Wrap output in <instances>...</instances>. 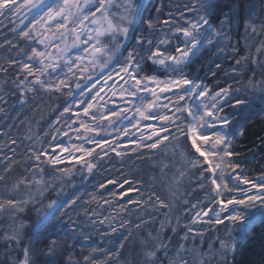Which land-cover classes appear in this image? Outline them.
Segmentation results:
<instances>
[{
  "label": "trees",
  "instance_id": "1",
  "mask_svg": "<svg viewBox=\"0 0 264 264\" xmlns=\"http://www.w3.org/2000/svg\"><path fill=\"white\" fill-rule=\"evenodd\" d=\"M230 1L221 0L218 10ZM11 21L0 18V190L16 203L0 208V264H18L26 248L31 250V264H86L84 257L91 264H142L145 250H155L156 264H173L180 255L188 264L194 259L196 264H264L260 202L240 211L243 221L231 225L228 237L222 225L189 231L190 216L209 206V182L204 179L209 174L203 158L193 153L201 161L193 167L172 137L157 149L120 157L95 155L91 172L82 163L69 168L52 165L48 156L37 161L40 150L48 153L50 144L62 138L58 126L49 128L62 100L42 96L38 89L29 91L22 83L20 57L26 43ZM184 116L188 117L186 111ZM234 148L251 174L264 173V115L243 129ZM125 177L139 191L114 194L125 193L128 185L119 188L106 182ZM52 201L59 205L52 217L56 227L44 234L46 238L38 237L33 228L38 211ZM110 201L118 210L111 211L108 226L100 225L91 209ZM53 240L57 247L50 252ZM221 240L228 246L226 256L214 255Z\"/></svg>",
  "mask_w": 264,
  "mask_h": 264
},
{
  "label": "snow or ice",
  "instance_id": "2",
  "mask_svg": "<svg viewBox=\"0 0 264 264\" xmlns=\"http://www.w3.org/2000/svg\"><path fill=\"white\" fill-rule=\"evenodd\" d=\"M92 0H84L82 6L78 0H53L49 3L48 0H23V6L29 11L36 10L37 18L34 21L33 27L30 30H19L20 36L25 40H31L33 34L37 28H43L45 25L50 24L52 21H57L55 27L57 30L65 29L69 24L76 26H83L85 21L89 24L95 25L98 23L97 14L99 13V19L105 22L106 27H97L94 29L95 36H92L85 32L88 43L92 41V53H98L100 51H106L110 53L108 59L115 56V65L113 66L114 74L119 77L120 83L114 81L115 86L119 89L118 93L121 97V102L130 104L132 107L120 108L119 111H113L112 116L118 119H129L127 113L134 111L135 115L132 117L136 123L132 124V127L140 125V121L155 120L159 124L154 127L151 133L141 132L140 138L135 143L138 147L157 149L163 141H168L170 137L174 138L176 144L179 145L188 155L193 167H197L201 163L197 159L203 157V164L209 166L205 169L211 174V177H204L205 180L211 178L212 188L215 190L216 195L220 196L223 191H238L241 195L235 198H229L226 200H216V203L220 205L221 211L230 210L231 205L253 207L255 202L259 201L261 206H264V177L261 178L260 183L253 182L252 180L243 178V174H236L233 179L238 180L239 184L250 185V189H240L238 186L229 187L227 183H224V177L222 174H217V169L223 172L226 168H231L233 173L240 167L239 162L233 161L232 157L237 153L231 150V144L237 134V129L233 127L231 115H220L224 112L225 105L232 107L233 109H239L244 106L250 105L251 101L244 96L236 95L239 89L232 90L229 88H220L219 90L212 91L203 85L201 81L196 78H189V73L185 72V68L191 63V58L194 57L197 51L200 50L202 45V38L207 39V43L215 48L221 44V37L225 40L230 39V33L225 31L226 28L230 29L234 18L239 11V3L235 4L228 12L221 13L223 19H220V26L216 27L212 23V15L215 9V5L211 0H196V11L198 19L195 22L186 21V25L176 24L173 27L172 22L169 20H161V9H156V20L160 23L169 26V29L175 33L182 34L183 41L182 46L178 44L174 53H169L168 49H161L159 46L153 43L152 33L155 31L156 23L153 18L149 16L144 19L145 28L142 29L141 35L137 37L136 44L131 50H126L125 56L121 52L122 41L121 37L127 38L131 31L132 25L135 23L137 14L141 8L140 0H122L120 3V15L118 21L116 18H111V14L108 11V6L112 4V0H96L95 10H89L84 12L83 8L86 7ZM21 9L20 0H0V16L10 14L12 12H19ZM246 13L252 12V8L248 6L245 9ZM41 13H43L41 15ZM254 14V13H253ZM91 16V20L89 17ZM219 19V17H218ZM62 21V22H60ZM245 36L247 37V28L250 26V17L245 15ZM256 31L255 28L252 29ZM72 32H76V28H72ZM206 34V35H205ZM108 37L109 39L103 40L102 38ZM177 40L179 36L175 37ZM215 38V39H213ZM77 41L80 40V35L75 36ZM40 43H44L41 39ZM161 44L165 41H160ZM228 45H222L221 50H226ZM233 53L238 51L236 45H231ZM262 47H264V41H262ZM67 46L62 50V57H57V61L62 58L64 64L68 67L69 71H72L73 63L71 58L67 55ZM85 51H88L85 49ZM259 51V49H258ZM45 52L37 51L36 48L31 49V54L27 55L29 62L33 59L40 61V68H36L33 64L25 62L21 66V71L24 75L22 83H26L29 91H35L37 87L53 93H63L64 88L71 90V85L66 82L65 79L51 80V72H55L59 64L57 62H49L45 64L44 58ZM235 58V57H233ZM77 59H80L79 57ZM247 57L242 56L236 60L237 67L233 71H240L242 62L246 61ZM254 62L255 59H254ZM108 64V60L103 62ZM118 66V70L116 67ZM220 67V65H217ZM51 69V72H49ZM163 73L166 77L161 79L160 73ZM113 73H109L108 79L112 78ZM255 75V72H253ZM47 76L48 79L43 77ZM28 77H32V80H28ZM89 78H91L89 76ZM51 81V82H50ZM106 83V81H105ZM79 87V85H77ZM111 87V85H109ZM253 91H259L261 98L264 100V84L257 87L252 85ZM102 90V89H101ZM168 93L172 95L167 96ZM71 94V91L69 92ZM83 94V92H81ZM145 94L150 95L152 99L146 101ZM99 95V93H97ZM211 98V103L207 102L206 98ZM167 100L168 103L161 104L159 101ZM133 101L135 103L133 104ZM199 101V105L196 104ZM191 102V103H189ZM82 101L77 102L76 107L79 108V104ZM203 108V114L200 113V108ZM92 105L88 104L83 108V116H88L90 119H96L94 114L90 113ZM155 109H166L167 111L161 113ZM65 113L71 112L72 116L80 117L81 113L72 107V102H68L64 107ZM185 111L188 113V117L184 116ZM107 119V117H104ZM80 128L88 129V125L81 122ZM78 135L77 139H81L79 136V129L76 130ZM67 134V133H63ZM125 135H130L127 129H124ZM55 139V136L53 137ZM87 143H95L97 147L100 146V142L94 141L92 138H85ZM107 143V141H105ZM190 144V148H189ZM117 146H122L121 141L117 139ZM77 152L82 153L79 157H73L72 152L68 148H62L61 151H67L69 158L75 160L77 164L82 163L83 167L91 172L94 168L93 151L94 149H88L82 145L75 146ZM112 151H116L113 147ZM55 151V149H53ZM193 153L197 155H193ZM104 155H107V150H104ZM122 153L116 151V155L119 156ZM101 153H96V156H100ZM48 156V154L40 150L36 154L37 161H40V157ZM86 157L91 159H85ZM210 158H215L214 165L210 163ZM49 162L52 165L62 164L65 157L60 155H53L48 157ZM63 171V169H59ZM106 183L114 184L119 188H124V185H128V189L125 193H114L116 195H126L128 191H139V189H133L131 181L128 177H125L123 181L109 180ZM101 188L105 187V184L100 185ZM251 189H257V194L249 195L248 192ZM16 201H9V204H15ZM161 203H163L161 201ZM59 210L57 201H52L47 205V208L40 213L38 211L37 220L33 225L34 231L38 237L46 236L47 232L52 231L56 225L52 224V217L55 216ZM214 211V210H213ZM230 211H235L231 209ZM200 215L199 213L197 214ZM203 215L207 216L208 213L204 212ZM217 219L214 221L216 224L223 223V219L219 218L217 213ZM231 221H243V217L238 215H229L227 217ZM62 223V221H58ZM103 223V221H101ZM115 231V228L112 229ZM192 231V229H189ZM223 251L221 255L226 256L228 246L223 240L220 241ZM57 242L53 240L49 245V251H55ZM163 247V244H161ZM195 250L193 251V255ZM31 250L25 249L24 260L18 262V264H31L29 256ZM157 254L155 250H145L144 259L142 264H156V260L153 259ZM86 264H91L89 257H84ZM188 264V261L183 255L179 256V261L173 262V264ZM193 264H196L195 259ZM225 264L227 262L225 261Z\"/></svg>",
  "mask_w": 264,
  "mask_h": 264
},
{
  "label": "rangeland",
  "instance_id": "3",
  "mask_svg": "<svg viewBox=\"0 0 264 264\" xmlns=\"http://www.w3.org/2000/svg\"><path fill=\"white\" fill-rule=\"evenodd\" d=\"M21 2V9L19 12H12L6 14L11 21L13 31L16 32L19 38L26 43V50L20 57V67L23 63L29 62L27 60V55L31 54V49L36 48L37 51L45 52L44 59L45 64L49 62H57L59 67L55 72H51V80L65 79L68 84L71 85V90L69 88H64L63 93H53L51 91H46L44 89H38L42 96L46 95L49 98H58L62 100V106L59 110V114L53 118V121L49 124V128L52 129L55 126L60 128L62 138H57V142L47 150L48 157L53 155H60L65 157L62 164L57 165L62 168H69L73 164H77L74 159L69 158V153L67 151L62 152V148H68L72 152L73 157H79L82 153L75 150V146L82 145L88 149H94L93 156L96 153H101L100 156H105L103 154L104 150H107V155H115V157H120L116 155V151L123 154H130L137 150L148 149L138 147L135 143L140 138L141 132L151 133L154 127H157L159 122L155 120L140 121V125L137 127H132V124L136 123L132 117L135 115L134 111H129L127 116L129 119H118L112 116L113 111H119L120 108H131L132 105L125 104L121 102V97L115 95L118 93L119 89L115 86L116 83H120L119 77L114 74L113 66L115 65V56L108 59L110 53L106 51H100L98 53H92V41L85 43L87 40V35L84 33L95 36L94 29L97 27H106L105 22L99 19V13L97 14L98 23L95 25L89 24L85 21L83 26H76L69 24L65 29L57 30L55 27L57 21H52L50 24L45 25L43 28H37L33 34L31 40L23 39L19 30L23 29L25 31L32 29L35 19L37 18L36 10L32 9L29 11L23 6V0ZM52 3L53 0H48ZM78 2L83 6L84 0H78ZM122 0H112V4L108 6V11L111 14V18H116L117 22L120 15V3ZM141 8L136 16L135 23L131 27V31L128 37L125 39L121 37L122 47L121 52L126 56L127 51L131 50L136 44L137 37L141 35L142 29L145 28L143 22L144 19L151 16L156 23L155 31L152 33L153 43L159 46L161 49H168L169 53H174L175 48L178 44L182 46L183 36L182 34L175 33L169 29V26L160 23L156 20V9L160 8V19L169 20L172 22L173 27L176 24L186 25V21L195 22L198 19L196 11V0H140ZM215 5V9L212 15V23L216 26H220V19H223L221 13L228 12L235 4L239 3V11L237 16L234 18V22L230 29L226 28L225 31L230 33V39L225 40L221 37V44L217 45L215 48L211 47L207 43V39L202 38V47L197 51L196 55L191 58V63L185 68V72L189 73V78H196L203 83L204 86L212 90L213 92L219 90L220 88H231L232 90L239 89L236 95L244 96L246 99L251 101L250 105L244 106L239 109H233L232 107L225 105L223 113L220 115H231L233 127L236 128L237 134L235 139L231 144V150L237 151L234 148L235 143L240 138L243 129L252 121L261 118L264 115V100L261 98V93L253 91L252 85L259 87L264 84V47H262V41H264V0H231L223 9L218 10L221 0H211ZM96 6V0H92L86 7L83 8L84 12L89 10L94 11ZM250 6L252 12L246 13L245 9ZM254 13V14H253ZM43 13H41L42 15ZM245 15L250 17V26L247 28V37L245 36ZM3 16H0V18ZM219 17V19H218ZM91 20V16L89 17ZM62 22V21H60ZM76 28V32H72V28ZM255 28L256 31L253 32L252 29ZM79 34L80 40L77 41L75 36ZM206 35V34H205ZM179 36L180 39L177 40L175 37ZM43 39L44 43L39 41ZM103 40L109 39L108 37L102 38ZM215 39V38H213ZM165 41L161 44L160 41ZM228 45L226 50H221L222 45ZM231 45H236L238 51L233 53ZM67 46V55L71 58L73 63L72 71H69L68 67L64 64L62 58L57 61V57H62V50ZM87 49L88 51H85ZM259 49V51H258ZM242 56L247 57L246 61L242 62L240 71H233L237 67L236 60L240 59ZM80 59H77V58ZM235 57V58H233ZM254 59L256 62H254ZM108 60V64L105 65L103 62ZM33 64L36 68H40V61L38 59H33L29 62ZM220 65V67H217ZM118 70V66H115ZM112 72V78L108 79L109 73ZM255 72V75H253ZM89 76L91 78H89ZM161 79L166 77L161 72ZM48 79L47 76L43 77ZM28 80H32V77H28ZM106 81V83H105ZM51 82V81H50ZM79 85V87H77ZM111 85V87H109ZM102 89V90H101ZM71 91V94L69 92ZM83 92V94H81ZM99 93V95H97ZM168 93L167 96H171ZM146 101H150L152 97L145 94ZM207 102L211 103V98H206ZM82 101L79 104V108L76 107L77 102ZM68 102H72L73 109L79 111L81 116H72L71 112L65 113L63 111L64 107L67 106ZM135 101H133V104ZM159 103L164 104L168 101L161 100ZM191 103V102H189ZM91 104L90 113L94 114L97 118L90 119L88 116H83V108ZM199 105V101H196ZM161 113L167 111L166 109H155ZM187 112V111H186ZM201 115L203 114V108H200ZM107 117L105 119L104 117ZM191 119V117H190ZM81 122L88 125V129L85 130L80 128ZM77 129H79V136L81 139H77ZM124 129H127L130 135L124 134ZM63 133H67L66 135ZM92 138L94 141L100 142V146L97 147L95 143H87L85 138ZM119 139L122 146H117L116 141ZM107 141V143H105ZM115 147L116 151L111 149ZM55 149V151H53ZM52 153V154H51ZM51 154V155H50ZM203 158V157H202ZM85 159H89L86 157ZM233 161L239 162L240 167L233 173L231 168H226L221 172L217 169V174H222L224 177V183H227L229 187L238 186L240 189H250V185L239 184L238 180L233 179L236 174H243V178L252 180L253 182L260 183L261 178L264 177V173L251 174L250 169L244 163L243 158L237 153V155L232 157ZM210 163L214 165L215 158H210ZM81 164V163H80ZM207 167L209 166L206 164ZM208 177L211 174L208 173ZM209 186H205L206 191H209L207 197L209 203L208 208L200 209L196 213L190 216L189 221L190 226L188 229H192L191 232L196 233L197 230L207 231L213 229V227L223 226L226 233L223 234L224 238L228 237L231 225L235 221L229 220L227 217L229 215L240 216V211L244 210L245 206L231 205L230 210L235 211H221L220 205L216 203V200H226L229 198H235L241 195L238 191H223L220 196L216 195L215 190L211 185V178L208 179ZM249 195L257 194V189H251L248 192ZM11 198L5 192L1 193L0 190V208H8L9 200ZM112 201V200H111ZM108 204L100 205L91 209V217L98 220L100 225L106 222H111L110 215L111 211H117L113 206L112 202ZM259 202V201H257ZM112 203V204H111ZM117 204V202L114 201ZM256 203V202H255ZM115 204V205H116ZM214 210V211H213ZM207 212L208 215H203ZM200 214L199 216L197 214ZM223 219V223L216 224L214 221L218 218ZM103 221V223H101ZM109 224V223H108ZM106 223L105 225L108 226ZM192 227V228H191ZM194 228V229H193ZM216 241V239H215ZM219 245V244H218ZM214 252V255L222 252L221 245H219ZM211 251V249H210ZM24 260V259H23ZM22 260V261H23Z\"/></svg>",
  "mask_w": 264,
  "mask_h": 264
}]
</instances>
